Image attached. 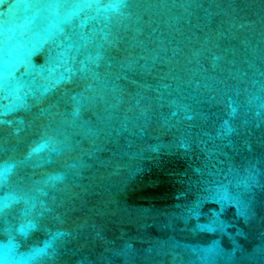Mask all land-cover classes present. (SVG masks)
I'll return each instance as SVG.
<instances>
[{
    "label": "water",
    "instance_id": "95a60500",
    "mask_svg": "<svg viewBox=\"0 0 264 264\" xmlns=\"http://www.w3.org/2000/svg\"><path fill=\"white\" fill-rule=\"evenodd\" d=\"M0 264H264V0H0Z\"/></svg>",
    "mask_w": 264,
    "mask_h": 264
}]
</instances>
